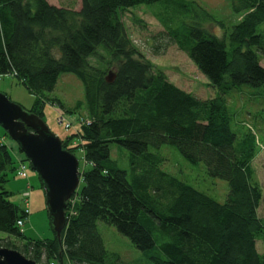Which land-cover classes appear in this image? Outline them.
Masks as SVG:
<instances>
[{"label": "trees", "instance_id": "obj_1", "mask_svg": "<svg viewBox=\"0 0 264 264\" xmlns=\"http://www.w3.org/2000/svg\"><path fill=\"white\" fill-rule=\"evenodd\" d=\"M230 1L239 19L229 29L188 0H80L78 10L0 0V75L35 97L28 111L41 118L46 102L64 115L84 106L90 116L81 131L61 138L63 148L81 150V174L60 237L51 239H27L17 224L28 213L8 200L4 183L27 160L15 159L0 126V231L21 241L1 246L42 264H109L97 228L103 222L150 264H264L256 246L264 240L263 192L253 168L264 149V0ZM142 5L153 6L163 27L152 37L154 53L162 40L176 45L212 97L177 87L136 48L121 16ZM63 74L83 86L72 107L51 96ZM111 144L127 151L128 170L111 157ZM165 144L196 167L193 178L162 168ZM215 180L227 185L223 202L197 186Z\"/></svg>", "mask_w": 264, "mask_h": 264}, {"label": "rangeland", "instance_id": "obj_2", "mask_svg": "<svg viewBox=\"0 0 264 264\" xmlns=\"http://www.w3.org/2000/svg\"><path fill=\"white\" fill-rule=\"evenodd\" d=\"M49 3L57 6L72 5L73 9L80 8V0H47ZM195 1L204 7L210 14L215 16L217 20L223 22L225 27L229 28L236 24L239 16L234 12L232 2L230 0H188ZM158 3L153 4L154 6ZM153 6L142 5L122 14L121 21L125 24L127 33L136 46L143 54L146 60H149L155 68L162 73L177 87L185 92L199 98L212 97L213 89L208 85L207 79L196 69L187 55L180 51L176 45L168 44L164 40L160 41L163 44V49L159 54L154 53L153 36L163 30L160 22L155 18L151 9ZM209 28L221 36L222 29L217 24L209 26ZM216 32V33H215ZM157 43L154 42V46ZM166 46L164 47V45ZM93 64L97 65L95 59H91ZM260 64L264 66V56ZM99 65V64H98ZM101 66V65H100ZM104 67V66H103ZM111 70H109L110 72ZM212 89V90H211ZM0 92L5 94L11 101L20 105L24 110H29L33 104L34 96L24 88L14 77L0 75ZM51 96L58 97L67 107H72L77 100L83 99V86L81 82L73 74H63L58 79L57 84ZM87 109L83 106L74 113L64 115L58 107L52 106L46 102L43 107V120L49 129L60 138H65L72 131H81L82 127L89 123L90 118ZM71 126L70 129L66 130ZM264 141V134H260ZM7 144L13 147V156L16 160H23L24 156L18 151L17 144L12 140H5ZM160 153L165 157L162 164L164 170L172 174L184 173L193 174L197 172L196 167H192L183 159L176 149L165 144ZM77 158L81 159V150L75 151ZM111 157L117 161L118 167L128 170L129 159L128 153L123 148L111 144ZM20 162V161H18ZM20 165V164H19ZM253 168L256 174V179L262 188L263 196L262 203L258 208V216L264 219V149L256 156L253 161ZM192 170V172H191ZM24 174L19 176L20 174ZM186 174V175H187ZM194 182V181H192ZM198 188L207 192L219 202H223L226 197L227 185L224 181L215 180L202 181L197 184ZM4 188L12 194L8 200L23 208L22 194L29 191V206L28 216L23 218L24 223L21 231L27 239H51L54 237V232L50 219L48 217L44 190L41 187L37 174L30 168L28 162L26 169L23 170V165L17 170V175L8 179L4 183ZM97 228L104 242V246L109 253V264H150L145 256L138 251L127 238L120 235L116 229L103 222L97 223ZM8 242H13L16 245H21V241L17 237H9L6 233L0 231V245ZM256 246L259 252H264V240H257Z\"/></svg>", "mask_w": 264, "mask_h": 264}, {"label": "water", "instance_id": "obj_3", "mask_svg": "<svg viewBox=\"0 0 264 264\" xmlns=\"http://www.w3.org/2000/svg\"><path fill=\"white\" fill-rule=\"evenodd\" d=\"M110 71L107 82L113 80ZM0 126L25 155L44 190L48 217L59 238L65 226L68 200L80 184L79 160L63 148L61 139L37 114L24 110L0 92ZM0 264H42L26 258L19 251L0 247Z\"/></svg>", "mask_w": 264, "mask_h": 264}, {"label": "built area", "instance_id": "obj_4", "mask_svg": "<svg viewBox=\"0 0 264 264\" xmlns=\"http://www.w3.org/2000/svg\"><path fill=\"white\" fill-rule=\"evenodd\" d=\"M18 223L20 224L21 222L19 221Z\"/></svg>", "mask_w": 264, "mask_h": 264}, {"label": "flooded vegetation", "instance_id": "obj_5", "mask_svg": "<svg viewBox=\"0 0 264 264\" xmlns=\"http://www.w3.org/2000/svg\"><path fill=\"white\" fill-rule=\"evenodd\" d=\"M1 246V245H0ZM22 254V253H21ZM26 257V256H25ZM26 258H28V257H26Z\"/></svg>", "mask_w": 264, "mask_h": 264}, {"label": "bare ground", "instance_id": "obj_6", "mask_svg": "<svg viewBox=\"0 0 264 264\" xmlns=\"http://www.w3.org/2000/svg\"><path fill=\"white\" fill-rule=\"evenodd\" d=\"M112 81H113V80H112ZM112 81H111V82H112ZM111 82H110V83H111Z\"/></svg>", "mask_w": 264, "mask_h": 264}]
</instances>
